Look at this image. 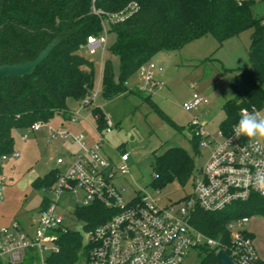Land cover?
<instances>
[{
	"label": "trees",
	"instance_id": "trees-1",
	"mask_svg": "<svg viewBox=\"0 0 264 264\" xmlns=\"http://www.w3.org/2000/svg\"><path fill=\"white\" fill-rule=\"evenodd\" d=\"M129 3L136 4L129 16L109 22L108 31L115 34L110 50L119 56V77L114 79L112 63L105 59L100 77V95L104 100L128 93L141 95L142 91L129 88L127 81L160 50L180 49L206 35L221 44L227 37L252 29L248 50L251 67L234 75L231 85L235 100L223 105L225 116L219 127L230 128L237 123L242 107H264V17L253 15L251 7L255 0H0V66L30 61L57 39L32 73L0 80V157L13 151V129H26L37 121L49 123L55 115L67 120L68 100L79 101L92 92L94 62L80 53L87 37L100 36L103 30V16L94 13L92 6L115 13ZM144 98L151 101L149 94ZM92 111L101 130L105 113L100 106H94ZM192 144L197 149L198 139L192 137ZM117 148L125 151L122 146ZM156 164L154 186L172 180L185 183L193 178L192 157L180 147L156 156ZM58 173L52 169L31 185L46 190ZM46 201L42 199L39 209ZM113 213L100 203H92L77 208L74 215L89 230ZM253 214L264 216V198L255 194L219 211L196 208L192 223L208 235H216L230 220ZM56 240L58 250L47 257L50 264H72L80 253H85L79 231L59 232ZM16 264L39 262L35 252L30 251Z\"/></svg>",
	"mask_w": 264,
	"mask_h": 264
},
{
	"label": "built area",
	"instance_id": "built-area-1",
	"mask_svg": "<svg viewBox=\"0 0 264 264\" xmlns=\"http://www.w3.org/2000/svg\"><path fill=\"white\" fill-rule=\"evenodd\" d=\"M135 7V3H129L119 12L107 13L92 6V11L102 15V21L107 19L112 23L129 16ZM104 43L105 36L91 35L81 47L94 53L99 48L103 50ZM149 70L160 72L162 68L151 62L141 65L137 74L143 84L134 87L151 95L157 82ZM93 96L94 89L79 100L77 109L69 108L66 121L71 124H78L80 120L89 122V115H92L96 139L41 121L28 128L36 131L47 126L50 138L76 143L80 152L73 164L66 171H59L55 182L45 190L49 195L46 205L39 209L32 227H25L17 220L0 225V264L19 263L30 251L35 252L39 264H50L47 257L58 250V233L73 230L65 225L64 216L57 209L64 193L79 197L75 210L100 203L114 211L106 221L80 232L85 246V264H184L191 249L204 251L201 264H224L217 256L220 250L233 264H264L245 228L248 216L230 220L216 235H208L192 223L196 208L214 212L246 201L252 194L264 198L261 190L255 187L257 173L264 172V141L237 136L234 126L238 122L230 128L218 126L213 135L195 115L190 119L189 127L193 137L198 139V146L208 148L209 153L192 178L191 193L164 205L140 192L124 201L125 188L119 178L129 171V154L116 148V157H113L103 149L105 135L111 131L113 122L106 117L104 128H97V117L92 108L98 105L93 103ZM206 103L205 97L192 93L190 99L182 102V108L193 111ZM252 109L240 108L239 119L245 110L251 112ZM255 109L262 114L264 107ZM82 110L89 111V115L82 114ZM21 138L25 139L26 135L22 134ZM10 155L17 156V153ZM6 158L7 155L0 157V166ZM57 162L61 163L62 159ZM48 247L51 250L45 254Z\"/></svg>",
	"mask_w": 264,
	"mask_h": 264
},
{
	"label": "rangeland",
	"instance_id": "rangeland-1",
	"mask_svg": "<svg viewBox=\"0 0 264 264\" xmlns=\"http://www.w3.org/2000/svg\"><path fill=\"white\" fill-rule=\"evenodd\" d=\"M251 10L254 16L264 17V0H255ZM102 26L104 30L101 35L105 36L103 50L99 48L89 53L84 46L80 53L94 62L93 103L100 106L105 116L113 122L111 131L105 135L103 149L108 155L116 157L115 149L122 146L129 154V171L119 178L125 188L122 198L128 201L136 192H140L154 198L160 205L177 201L191 193L192 177L185 183L172 180L161 186L152 185L157 167L156 156L162 155L169 148L180 147L192 157L193 176L203 165L209 149L199 146L196 149L193 146L189 121L193 116H199L205 123V129L215 135L225 116L223 105L235 100L231 85L234 75L241 69L251 67L248 50L252 29L227 37L221 44L206 35L188 42L180 49L158 51L148 62L162 68L160 72L149 70L160 87L156 85L152 88L151 101H148L144 98V92L141 95L128 93L111 100L101 97V67L105 59L112 63L114 79L118 80L119 77V56L110 50L115 34L108 31L107 19L102 21ZM137 84H143V81L135 73L127 81V86L131 88ZM192 93L205 97L207 103L196 110L185 111L182 102L190 99ZM78 102L69 99L68 105L77 109ZM82 114L89 115V111L82 110ZM89 116V122L80 120L78 127H75L60 115H55L49 125L57 128V124L62 121L71 131H80L86 137L96 139L95 121L92 115ZM46 131L47 126H42L36 131L26 128L13 129L11 132V153H17V156L8 154L0 166V225H8L17 220L25 227H32V222L38 217L40 202L49 196L42 186H32V181L52 169L66 171L80 152L76 143L50 138ZM22 134L26 135L25 139L21 138ZM59 158L62 159L61 163L57 162ZM79 201V197L74 194L64 193L57 209L63 214L67 227L81 232L83 222L73 214ZM245 228L251 234L259 256L264 259V216H249ZM50 250L48 247L45 254ZM203 258L204 251L191 249L184 264H201ZM72 264H85L84 255L80 253Z\"/></svg>",
	"mask_w": 264,
	"mask_h": 264
},
{
	"label": "clouds",
	"instance_id": "clouds-1",
	"mask_svg": "<svg viewBox=\"0 0 264 264\" xmlns=\"http://www.w3.org/2000/svg\"><path fill=\"white\" fill-rule=\"evenodd\" d=\"M237 136H244L250 141L264 139V114L258 112L255 107L252 111H244L238 123L234 126ZM255 187L264 195V172H258Z\"/></svg>",
	"mask_w": 264,
	"mask_h": 264
},
{
	"label": "water",
	"instance_id": "water-1",
	"mask_svg": "<svg viewBox=\"0 0 264 264\" xmlns=\"http://www.w3.org/2000/svg\"><path fill=\"white\" fill-rule=\"evenodd\" d=\"M57 39L53 40L49 45H47L43 51H41L37 57L34 59L18 64L12 65H1L0 66V80L6 77H22L25 74H30L34 70V68L41 63L52 50L54 45L56 44ZM217 256L224 262V264H233L227 254L223 251H219Z\"/></svg>",
	"mask_w": 264,
	"mask_h": 264
},
{
	"label": "crops",
	"instance_id": "crops-1",
	"mask_svg": "<svg viewBox=\"0 0 264 264\" xmlns=\"http://www.w3.org/2000/svg\"><path fill=\"white\" fill-rule=\"evenodd\" d=\"M68 107H69V105H68ZM70 108V107H69ZM70 124V123H69ZM79 124V123H78ZM78 124H71V125H73V126H77L78 127ZM57 127H63V128H66V129H69V130H71V128H69V127H67V126H65L64 125V122H59L58 124H57Z\"/></svg>",
	"mask_w": 264,
	"mask_h": 264
}]
</instances>
